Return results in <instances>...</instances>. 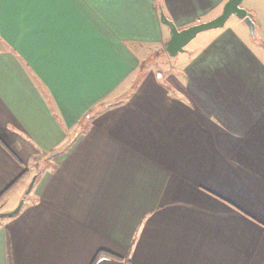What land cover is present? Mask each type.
<instances>
[{
  "label": "crops",
  "instance_id": "obj_1",
  "mask_svg": "<svg viewBox=\"0 0 264 264\" xmlns=\"http://www.w3.org/2000/svg\"><path fill=\"white\" fill-rule=\"evenodd\" d=\"M225 1L0 0V264H264V9L140 75Z\"/></svg>",
  "mask_w": 264,
  "mask_h": 264
},
{
  "label": "water",
  "instance_id": "obj_2",
  "mask_svg": "<svg viewBox=\"0 0 264 264\" xmlns=\"http://www.w3.org/2000/svg\"><path fill=\"white\" fill-rule=\"evenodd\" d=\"M243 0H226L221 8V11L214 17L199 21L191 24L187 27L178 28L177 25L167 17L161 5H159V19L161 23L167 26L169 32V38L165 42V52L168 56H175L179 52L186 50V45L200 32L222 27L225 21L231 16L242 19L245 25L248 27L250 34L254 33V21L251 11L241 7ZM36 175H33L32 179L28 183L24 195L20 198L16 207L10 211L0 212V217L13 216L21 208L25 196L29 193Z\"/></svg>",
  "mask_w": 264,
  "mask_h": 264
},
{
  "label": "rangeland",
  "instance_id": "obj_3",
  "mask_svg": "<svg viewBox=\"0 0 264 264\" xmlns=\"http://www.w3.org/2000/svg\"><path fill=\"white\" fill-rule=\"evenodd\" d=\"M241 7L249 10L251 7L257 8L259 11H263V4L259 3V0H243L241 2ZM243 27L244 29H246L247 31V37L248 39H250L251 41L256 40L257 35L255 32V28H254V33L253 35L250 34L248 27L245 25V23L242 21V19L236 17L235 15H231L224 23V25L222 27H232V28H237V27ZM255 26V24H254ZM203 33L205 32H201L198 33L187 45L185 48L190 49V47L194 46L196 43H198V41L201 39V37H203ZM160 52V51H158ZM158 55L160 56L161 53H158ZM155 57L154 56H150L145 62H143L142 67H141V73L140 70L138 71L141 74H143L146 70V67L149 68L152 71H155V69H157L158 71L156 72V76H160V79L163 80L164 82H166L167 84L172 82V70L171 67L172 64H175V62L177 61H183L185 59V54L183 52H179L177 55L175 56H167V54L165 53L164 50H162V57ZM51 157V154H46V156H42V155H36L33 157V161H36L35 164V169L38 171L41 168L45 169V167H49L51 166V163L45 162L46 160H48ZM36 171V172H37ZM23 174L25 175L26 172L24 171L23 173H21L19 176L20 178H22ZM34 175V174H33ZM37 176V174H35ZM24 177V176H23ZM33 177V176H32ZM32 177L30 178V180L32 179ZM19 177H17L18 180ZM36 178V177H35ZM16 181V180H15ZM15 181L12 182L11 185L13 184H17ZM15 182V183H14ZM14 186V185H13ZM2 193V192H1ZM0 193V194H1ZM2 199H0L1 202ZM20 200V199H19ZM19 202V201H18ZM18 204V203H17ZM2 212V211H0ZM3 218V217H0Z\"/></svg>",
  "mask_w": 264,
  "mask_h": 264
},
{
  "label": "trees",
  "instance_id": "obj_4",
  "mask_svg": "<svg viewBox=\"0 0 264 264\" xmlns=\"http://www.w3.org/2000/svg\"><path fill=\"white\" fill-rule=\"evenodd\" d=\"M23 176H24V174H23ZM20 178V177H19ZM18 178V179H19ZM16 182V181H15ZM12 186V185H11ZM10 186V187H11ZM9 187V188H10ZM9 188H6L1 194H0V199H2L3 198V196H4V194L7 192V190L9 189ZM100 253H102V252H98L96 255H95V257H94V260H93V262L92 263H94L95 261H96V259L98 258V256L100 255ZM108 254H110V253H108ZM124 259V264H133L127 257H124L123 258ZM10 263V262H9Z\"/></svg>",
  "mask_w": 264,
  "mask_h": 264
}]
</instances>
